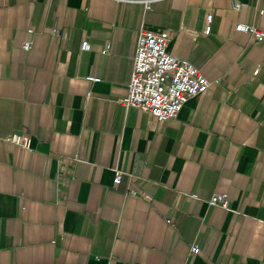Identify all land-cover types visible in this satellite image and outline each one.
Instances as JSON below:
<instances>
[{"label":"crops","instance_id":"1","mask_svg":"<svg viewBox=\"0 0 264 264\" xmlns=\"http://www.w3.org/2000/svg\"><path fill=\"white\" fill-rule=\"evenodd\" d=\"M238 24L264 0H0V264H264V41ZM143 29L210 83L168 121L120 103Z\"/></svg>","mask_w":264,"mask_h":264},{"label":"built area","instance_id":"2","mask_svg":"<svg viewBox=\"0 0 264 264\" xmlns=\"http://www.w3.org/2000/svg\"><path fill=\"white\" fill-rule=\"evenodd\" d=\"M233 6L236 10L241 8V4L236 2ZM212 21L213 15L209 14L204 28L207 35L212 31ZM236 31L252 36L257 42L264 41V30L259 28L238 24ZM55 33L60 34V31L55 30ZM169 37L170 34L167 32L147 29L140 31L128 92L120 101L126 109L142 110L157 122L176 118L188 100L205 92L210 84L198 67L168 52ZM30 47V43L26 42L23 49L27 51ZM89 47L87 41L82 42V50ZM87 80L99 81L92 76L87 77ZM6 141L25 150H31V138L26 133L12 134ZM121 179L122 176L118 173L114 182L120 183ZM194 197L198 199V196ZM209 203L228 209V199L225 195H215ZM191 252L198 254L200 248L192 247Z\"/></svg>","mask_w":264,"mask_h":264}]
</instances>
